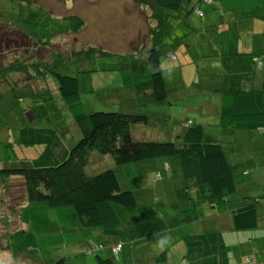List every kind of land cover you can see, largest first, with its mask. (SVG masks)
<instances>
[{"label": "rangeland", "instance_id": "rangeland-1", "mask_svg": "<svg viewBox=\"0 0 264 264\" xmlns=\"http://www.w3.org/2000/svg\"><path fill=\"white\" fill-rule=\"evenodd\" d=\"M146 1L79 0V3L73 0L71 2H75L73 11H79L78 18L81 19L77 31H80L84 25L88 31H84L83 28L80 32L86 33V38L102 43L107 53L102 54L97 60L95 71H85L86 67L94 63L96 54L93 51L88 52L90 57L86 55L78 64L67 62L69 70L63 68L61 64L58 66L60 71L68 74H76L74 71L80 70L76 74L80 92L75 105L70 106L67 99L56 93L58 91L46 92L45 84L51 87L54 78L50 73L37 74L36 70L31 69L32 71L28 73L35 76L33 75L29 82L22 79L20 83L21 77L18 72L22 71L18 68V64L22 59L19 55L16 57V53L23 51L19 48L29 44L25 38L10 29L15 27V30L20 29L30 35L32 43L29 40L28 43L37 49L41 48L40 39H44L43 42H46L42 46L44 50L45 47H50L56 42L61 34V29L53 27L59 21L51 19L49 23L52 25L51 28L40 29L31 22L28 24L22 22L19 13L21 5L18 0H0L2 29H0V144L4 145L0 146V165L26 166L29 163L27 159H33L39 154V150L42 149L41 144L25 145L20 141V128L25 124L55 129L61 142L69 148L81 136L79 127L74 122L72 110L81 109L83 113L117 110L145 114L149 117L147 123L131 126L132 136L136 140L173 141L175 139L172 137V132L175 127H183L185 122L201 123L212 140L223 144L229 162L233 166L237 193L229 197L231 203L243 193L252 197L263 195L264 134L256 135L255 130L252 129H230L226 123L217 125L214 109L218 105L221 92H202L199 85L204 78L201 71L208 66H212L214 72H226L227 80L232 79L230 71L239 73L237 65L247 62L246 57L255 63H252V66L257 73L264 75V19L262 18L264 6L231 0L232 7L236 6L235 12H238L239 16L257 7H259L258 12L263 15L255 17L257 29L250 33L252 37L247 46L253 48L252 55H236L237 59H232L229 54L235 52L233 45L229 44L232 33H229L225 42L222 38L224 33H217L212 28L220 26L217 21L220 10L213 12L209 10L211 13L205 14L202 21L200 16L198 19L193 15L182 20L170 18L169 34L157 49L163 59V69L167 67L164 76L172 79L170 85H173V79H176L178 89L167 93L164 100L158 102L156 99L153 101L148 98L145 83L150 78V72L143 68L145 65L141 57L135 55L139 48L145 46L143 43L149 38V28L155 27L157 23L152 15L154 3L151 0ZM203 4L211 9L218 3L213 0V3ZM29 8L30 6H24V10ZM89 11L91 12L88 14ZM166 13L176 17L174 12ZM88 19L95 23L88 25ZM32 20H35V17H32ZM70 21L71 18L68 17L65 25L69 27ZM21 22L22 25L19 26ZM261 22L263 23L260 27L258 24ZM2 24L10 26L5 27ZM243 24L244 22L239 20L235 22L236 26L244 27ZM202 25L204 27L200 28ZM136 31L140 32L137 37L134 36ZM41 32L43 34H40ZM48 37L54 38V41L48 42ZM63 44L60 49L53 48L51 51L68 56L73 49L81 50L79 54L85 55L86 53L83 52L88 47L87 43H84L83 46H74L71 49L69 45L67 46L70 41L66 45ZM92 45L89 43L90 47H93ZM5 47L6 49L2 51ZM7 49L11 51L7 52ZM29 50L33 51L31 48H28ZM170 50L177 58L175 55L168 58L167 53ZM5 55L9 59H6ZM75 56L79 55L75 53ZM9 62L13 65V69L9 72V77L4 78L1 74L2 66L3 63L7 65ZM253 72L255 71L252 69L251 73ZM174 73L180 74L178 78L181 81H177ZM253 77L256 78L255 75ZM26 84L33 86L31 90L40 89L43 92H32ZM139 92H145L146 95ZM162 161V157H154L116 165L111 155L91 151L85 171L92 175L105 169H113L122 189L133 192L135 204L122 209L128 216L125 221L147 213H155L163 217L168 228L160 235L147 238L153 253L159 255L164 251L167 256L166 260L155 264H186L188 260L182 257L185 235L200 231V219L195 212H198L197 208L201 205L203 210H207V198L210 195L205 187L196 188L181 179L179 163L176 159L169 160L170 166L166 170L162 166ZM185 187H188V190ZM23 202L21 179H9L0 184V246L5 244L7 239L11 246L10 251L0 249V264H51L62 257L68 264H97L96 253L101 256L109 255L107 248L97 250L96 253L83 251V243L90 244L101 239L95 238V235L92 233L90 235L77 226L72 206L50 207L45 202L34 201L26 202L18 209ZM262 209L264 208L259 210L261 219L259 226L262 227L258 231L264 233ZM219 210L221 211V208ZM219 210L213 212L218 214ZM218 223H221L222 227H228L230 217L224 215L219 220L206 218L203 226L214 225L218 228ZM93 233L96 234L95 231ZM133 242L125 241L124 249L115 259L116 264H140L135 260L137 252ZM144 262L151 264L150 260Z\"/></svg>", "mask_w": 264, "mask_h": 264}, {"label": "trees", "instance_id": "trees-1", "mask_svg": "<svg viewBox=\"0 0 264 264\" xmlns=\"http://www.w3.org/2000/svg\"><path fill=\"white\" fill-rule=\"evenodd\" d=\"M142 1L147 2L138 0V2ZM151 1L154 3L152 15L157 23L155 27L149 28L148 41L143 43L146 45L139 48L135 55L141 57L145 65L143 68L150 72L151 89L154 91L156 101L161 102L167 93L176 90V82L169 86L164 76L167 67L163 69V59L157 49L169 34L168 21L170 18L182 20L192 13L204 16L200 4L206 1ZM207 3H213V0ZM166 12H174L176 17ZM227 13L228 11L225 12ZM258 14L260 13L257 11L255 16H263L262 13ZM70 18L69 25L77 30L81 25V19L78 16H70ZM262 18L264 19V16ZM90 51L93 50H85L83 52L86 53L85 55L79 54L81 50L73 51L75 58L70 59V62L77 64L78 60H84L86 55L90 57L88 53ZM75 53L79 56H75ZM106 53V50L101 51V55ZM236 54L249 53L237 49ZM58 55L60 54L52 53L42 62L34 53L26 60L31 62L29 65L37 74L50 73L57 85L56 93L73 106L80 92L76 77L78 71H74L76 74L60 71L58 68L60 64L69 70L67 63L69 61L64 56ZM173 55L177 58L172 50L169 55L167 53L168 58ZM19 66L22 67L21 64ZM9 68L13 69V65L11 64ZM28 77L31 78L29 74ZM226 98L217 125L226 123L230 129H252L255 130L256 135L264 134V82L257 89L239 90L226 94ZM72 112L81 136L69 148L61 142L56 130L51 127L25 124L20 128V141L23 144H41L42 149L39 150L37 157L27 159L29 163L26 166L0 165L1 185L9 179H21L24 202L18 209L26 202L34 201L45 202L50 207L72 206L77 226L90 235L92 233L95 238L101 239L99 242L83 243V251L96 253L102 248L109 250L107 256L95 254L97 264H116L115 259L124 249L127 240L134 241L137 252L135 260L138 263L146 264L145 260H150L151 264L160 263L166 260V253L164 251L159 255L153 253L147 238L160 235L168 228L163 217L155 213H147L125 221L128 216L122 209L135 204L133 192L122 189L113 169H105L89 175L85 171V166L91 151L111 155L116 165L162 157V166L165 170L170 166L169 160L174 158L179 163L180 177L183 181L196 188L203 186L208 190L210 197L207 198V210L202 212L204 217L218 210L220 205L224 204L225 208L230 205L228 227L221 225V229L220 227L213 231L204 229L203 233L185 235L182 257L188 260L186 264L258 263L255 256L257 251L253 247L257 249L259 243L248 232L255 233L259 228V210L264 208V194L252 197L243 193L231 203L229 197L237 193L233 166L229 162L223 144L212 140L201 123L185 122L181 130L176 131L173 141L136 140L132 136L131 126L147 123L149 117L145 114L117 110L83 113L81 109ZM0 146L4 145L0 144ZM185 189L188 190V187ZM195 213L200 217L199 210ZM243 235L246 236L245 239H241ZM0 249L11 250L9 239L0 246ZM52 263L68 264L64 257Z\"/></svg>", "mask_w": 264, "mask_h": 264}, {"label": "crops", "instance_id": "crops-1", "mask_svg": "<svg viewBox=\"0 0 264 264\" xmlns=\"http://www.w3.org/2000/svg\"><path fill=\"white\" fill-rule=\"evenodd\" d=\"M72 1L73 0H18V2H20V5H21V9H19V13H20L22 22L24 21L26 24L31 22V24H35V26L40 27V29H42V27H44V28H51L52 27V25L49 24L51 19L53 21L58 20L59 23L58 24L55 23L53 25V27L62 30L61 34H59V36H58L57 41L54 42L50 47H47V48L45 47L44 48L45 51H44V50H42V46H44L46 43V42H43L44 39H40L41 43L39 44V46L41 48L37 49L36 47L31 46L30 43H32V41H30L31 40L30 35H27L23 31H20V29L15 30L14 29L15 27L10 28V29H13L14 32H16L19 36L25 38L27 41V44H29L28 46L25 45V46H22V48H19L20 50H23V51L16 53V57L19 55L22 59V62L20 63L22 65V67L19 66V64H18V68H20V71H22V72H18L19 77H21L20 83L22 82V79L24 81L26 80V82H29V80L32 79L30 77H29L30 79L28 78V74L31 77L34 75V74L32 75V73H30L32 71L31 69H33L29 65L31 62H28L26 60L29 55L34 54V52H35L36 57L40 61L44 62V60L48 59L50 54L53 53L51 51L53 48L62 47L61 45L63 43H64L63 45H66V43L69 41H70V44H67V46L69 45L68 47H71V49L74 46H83L84 43H87V46H88L87 49L93 50V52H94V54H96V56L94 58L93 65L86 67L85 71H87V72L95 71L94 68L97 66L96 62L101 57V51L105 50V49H104V46L102 45V43L92 41L91 39L86 38V33L80 32L84 28V25L80 31L74 30L70 25H69V27L65 25V21H67V18L70 17L71 15L79 16V13H78L79 11H73L74 6H75V2L71 3ZM76 1L79 2V0H76ZM81 1H83V0H81ZM242 1H245V3H249V4L255 3V4H259L261 6H264V0H257V1L239 0V3ZM215 2L218 4H215L216 6L211 8V9L207 8L206 5H204L203 3L200 4V8L204 13L203 15H205L207 13L210 14L211 12L217 11V10L221 11L219 16H218V19H217L220 26L219 27H212L211 26V27L214 28L217 33H224L222 38L224 39L225 42H226L227 38L229 37V33H232V35L230 36V39H229V41H230L229 44H232L234 47L233 50H235V52L229 53V54H231L232 59H237L238 58L237 56H240V55L236 54L237 49H240V52H243V53L246 52V53H249L250 55H252L251 51L253 50V48L251 46L248 47L247 45H248L249 40L252 37L250 33L255 32V30L257 29L255 26L257 23L255 20V17H258V16H255V15H256V12L258 11L259 7H257L254 10L250 9L249 11L245 12L244 15L239 16L238 15L239 13L235 12L236 6L232 7V1L231 0L230 1L215 0ZM68 3H71V4H68ZM24 6H30V8L27 10H24ZM209 10H212V11L209 12ZM91 11H89L88 14ZM226 11H228L227 14H225ZM191 15H193L197 18L199 17L198 15H196L194 13H192ZM31 16L35 17V20H32ZM29 17H31V18L28 21ZM203 17L204 16H200V21H202ZM43 18H46L47 20L43 19ZM238 20L241 22H244V24H243L244 27L235 25V22ZM22 22L19 24V26L22 25ZM92 23H95V21H91L90 19H88V25H92ZM145 23H146V21H145ZM262 23L263 22L259 23L258 25L261 27ZM2 26L6 27V26H10V25L2 24ZM203 27H204L203 25L200 26V28H203ZM84 31H88V29H86V27H85ZM139 31H136V33H134L136 35H134V36L137 37V35L140 34ZM4 32H6V30H4ZM246 32H249V33H246ZM40 34H43V32H41ZM217 39L219 41L218 35H217ZM28 40L30 41V43H28ZM53 41H54V38L50 39L48 37V42H53ZM147 41H148V39H146V42ZM89 43H92L93 47H90ZM13 44H15V43H13ZM0 47H1V45H0ZM28 48H31V50H33V51L32 52H30V50L28 51ZM5 49H6V47L4 49H2V51ZM96 50H99V51L97 52ZM10 51H8V49H7V52H10ZM73 51L74 50L72 49L71 53L68 56H67V54L66 55L60 54L58 56H64L65 59L70 61V58L71 59L75 58V57H73ZM170 51L168 52V55L170 54ZM63 52H66V51H63ZM5 58L9 59L6 55H5ZM246 59L248 60L247 62H242L241 64L237 65L239 73L235 72V71H230L232 76H233L232 79L227 80L226 72H224V71L214 72L212 70V66H208L205 70L201 71L202 75L204 77L202 80V83L201 84L199 83L200 84L199 86L202 88V92H221L220 93L221 97L218 101V105H216V108L214 109L216 119H218V116L220 117V114L222 112L221 107H222V104H224V102H225L224 99H226V94H231V93L239 91V90L248 91V90L257 89L260 87L261 83L264 82V75L262 73H257V70L255 68H253V66H252L253 62L249 57H246ZM80 61L82 62L83 60H78L77 64ZM71 62H73V61H71ZM5 63H3L2 70H1L2 71L1 74H2V76H4V78L9 77V75H10L9 72L12 71V69L9 68V66L11 65L10 62L7 65H5ZM23 64H24V66H23ZM253 64H255V63H253ZM252 69L255 72L251 73ZM28 71H30V72L28 73ZM77 71H78V73L80 72V70H77ZM85 71H83V72H85ZM253 75H255L256 78H254ZM179 76L180 75H176L177 81H181V79L178 78ZM48 77L50 78V76H48ZM213 77H215L217 79H215ZM221 78H222V80H221ZM166 79L168 80V83L170 82V80H172V79H169L167 77H166ZM173 80H174V82H176V79H173ZM190 83L193 86L192 81ZM13 84H15V83H13ZM26 85H28V84H26ZM45 85H46L45 86L46 92H49L50 90L57 91V85L53 79H52L51 87H48L47 84H45ZM28 86H29L30 90H31V87H33L31 84H29ZM169 86H170V83H169ZM145 87L147 90L146 92H148L149 100L154 101L155 100V97L153 98L154 91L151 89L150 80H148L147 83H145ZM175 89H178L177 85H176ZM31 91L32 92H43L40 89H38L37 91H35L33 89ZM227 92H230V93H227ZM139 93L145 94V92H139ZM178 130H181V127H175V129L172 132V137H175L176 131H178ZM199 187H203V186H199ZM226 206H227V204H226ZM229 206L230 205H228L225 208L224 204L220 205L218 208H221V211L218 209L219 210L218 214H215L214 212H212L207 217H204L202 215L203 205H201V207L198 209L200 214H201L199 217V219H200V223H199L200 224V231L199 232L203 233L204 229L211 230V231L217 230V227L214 225H207L204 227L203 226L204 219L210 218L211 220H213V219L219 220L224 215L230 217ZM259 220H261V219L259 218ZM219 227L221 229V223H218V228ZM260 227H262V226H259L258 230L260 229ZM258 230L255 233H251V232H248V233H250V235L254 236L255 240L259 243L257 249L255 247H253L257 251V254H255V256L257 258L256 260H258L257 264H264V233L259 232ZM196 233H198V232H196ZM231 236L232 235H230V237ZM245 238H246L245 235L241 236V239H245ZM243 246H247V244H243ZM246 253H249V252H246ZM229 264H230V262H229ZM242 264H244V263H242Z\"/></svg>", "mask_w": 264, "mask_h": 264}, {"label": "built area", "instance_id": "built-area-1", "mask_svg": "<svg viewBox=\"0 0 264 264\" xmlns=\"http://www.w3.org/2000/svg\"><path fill=\"white\" fill-rule=\"evenodd\" d=\"M206 2H208L209 0H205Z\"/></svg>", "mask_w": 264, "mask_h": 264}]
</instances>
